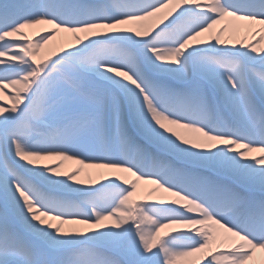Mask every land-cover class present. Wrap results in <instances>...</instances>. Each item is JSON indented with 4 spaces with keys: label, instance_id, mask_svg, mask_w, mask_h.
Segmentation results:
<instances>
[{
    "label": "snow or ice",
    "instance_id": "6c2138e0",
    "mask_svg": "<svg viewBox=\"0 0 264 264\" xmlns=\"http://www.w3.org/2000/svg\"><path fill=\"white\" fill-rule=\"evenodd\" d=\"M0 264H264V0H0Z\"/></svg>",
    "mask_w": 264,
    "mask_h": 264
},
{
    "label": "bare ground",
    "instance_id": "6f19581e",
    "mask_svg": "<svg viewBox=\"0 0 264 264\" xmlns=\"http://www.w3.org/2000/svg\"><path fill=\"white\" fill-rule=\"evenodd\" d=\"M66 163V166L67 167H72L73 165L71 164V162H65ZM260 254L258 253V256H259Z\"/></svg>",
    "mask_w": 264,
    "mask_h": 264
}]
</instances>
